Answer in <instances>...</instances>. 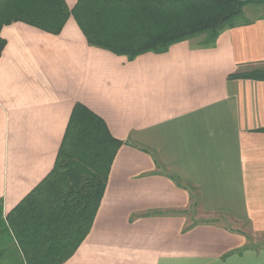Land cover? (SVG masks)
<instances>
[{"label": "crops", "instance_id": "crops-1", "mask_svg": "<svg viewBox=\"0 0 264 264\" xmlns=\"http://www.w3.org/2000/svg\"><path fill=\"white\" fill-rule=\"evenodd\" d=\"M0 35L3 264L11 246L27 264L7 215L54 167L77 102L124 143L90 231L61 264H264L245 233L188 212L264 231V80L230 78L264 64V17L213 45L188 38L133 58L89 43L72 13L59 32L15 20Z\"/></svg>", "mask_w": 264, "mask_h": 264}, {"label": "trees", "instance_id": "trees-1", "mask_svg": "<svg viewBox=\"0 0 264 264\" xmlns=\"http://www.w3.org/2000/svg\"><path fill=\"white\" fill-rule=\"evenodd\" d=\"M251 3L264 0H78L72 9L65 0H0V29L24 20L59 32L72 13L89 43L133 58L201 34H209L202 44L213 45L226 27L252 21L237 22ZM4 45L0 35V54ZM230 78L264 80V64L232 72ZM67 123L54 167L7 215L27 264H61L75 252L91 229L112 161L124 143L81 102ZM68 244L60 257L49 253Z\"/></svg>", "mask_w": 264, "mask_h": 264}, {"label": "rangeland", "instance_id": "rangeland-1", "mask_svg": "<svg viewBox=\"0 0 264 264\" xmlns=\"http://www.w3.org/2000/svg\"><path fill=\"white\" fill-rule=\"evenodd\" d=\"M258 17H264V4L262 3H252L246 5L244 16L240 20L238 19L237 22H241L243 20H253ZM209 34H201L199 36L193 37L196 42L202 43L207 40ZM190 217H197L196 220L201 219H208V218H216L222 224H227L230 228L235 230L242 231L246 235V240L249 245L257 248H264V231H256L250 225L246 223L237 224L235 221L230 219L228 216L223 214H207L204 213L201 208L197 205H193L188 210ZM6 259H4L5 264H22L21 260H19L17 250L14 246H11L10 249H7V253H5Z\"/></svg>", "mask_w": 264, "mask_h": 264}]
</instances>
